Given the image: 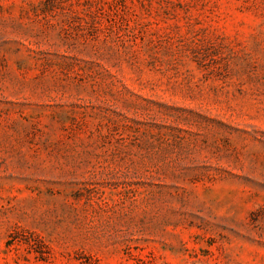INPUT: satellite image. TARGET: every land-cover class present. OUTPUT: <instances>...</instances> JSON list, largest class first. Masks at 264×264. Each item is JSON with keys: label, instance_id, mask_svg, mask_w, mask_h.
Listing matches in <instances>:
<instances>
[{"label": "rangeland", "instance_id": "1", "mask_svg": "<svg viewBox=\"0 0 264 264\" xmlns=\"http://www.w3.org/2000/svg\"><path fill=\"white\" fill-rule=\"evenodd\" d=\"M0 264H264V0H0Z\"/></svg>", "mask_w": 264, "mask_h": 264}]
</instances>
